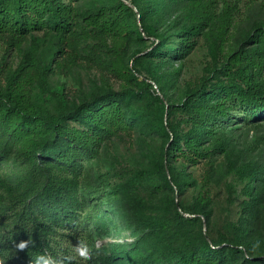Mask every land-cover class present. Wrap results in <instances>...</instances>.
<instances>
[{
  "label": "trees",
  "instance_id": "16d2710c",
  "mask_svg": "<svg viewBox=\"0 0 264 264\" xmlns=\"http://www.w3.org/2000/svg\"><path fill=\"white\" fill-rule=\"evenodd\" d=\"M144 1L131 0V7L124 0H112L88 20L98 24L104 19L98 33L114 36L108 45H118L123 40L120 35L128 30L132 40L129 51L146 34L155 35L153 47L138 56L139 51L127 53L132 59L122 63L119 71L136 78L144 68L148 73L145 78L150 76L158 83L156 89L153 81L145 80L137 92L132 87L121 92L109 87L102 94L68 102L59 90L50 88L49 76L53 63L67 67L64 62L71 56L67 48L74 50L81 37L88 36L87 30L75 36L70 20L76 7L64 0H0V36L10 33L14 42L26 40L31 29L43 26L32 15L41 12L46 13V25L59 38L50 62L27 53L11 74L6 90H0V264H92L86 256L88 247L95 246L94 232L109 233L115 224L113 216L94 210L83 215L86 224L79 222L78 209H85L87 204L80 191L93 192L87 189L93 181L81 175L82 159L96 161L116 132L115 126L123 125L118 116L120 103H129L128 117L145 116V107H134L131 102L138 96H146L158 106L153 115L167 143L154 159L153 168L132 166L135 164L120 168L113 163L112 175L104 181L113 186L106 199H116V212L138 239L112 245L114 251L104 260L114 264H264V242H256L253 236L255 221L264 219L262 163L241 154L229 167L239 179L250 180L244 191L249 196L248 209L231 238L223 236L216 242L205 232L204 223H209L212 215L209 201L182 204L173 192L157 195L162 189L180 190L187 184L182 172L170 164L173 153L189 150L198 157L215 153L230 158L236 147L233 135L224 128L231 129L241 113V120L250 128L264 125V20L256 22V32L247 34L232 52L229 60L233 65L218 63L215 52L210 84L189 88L184 100L168 104L157 73L147 65L140 69L138 64L157 55L183 59L196 45L203 24H189L180 34L183 38L178 47L172 48L166 45L164 32L153 25L151 9L143 5ZM184 1L202 4L205 0ZM134 7L138 8L139 20ZM32 68L38 89L17 88L13 81ZM11 155L13 167L8 173L3 171L2 162ZM114 161H118L116 155ZM118 175L126 177L112 182L111 178ZM160 197L166 198L158 202ZM122 256L126 260H121Z\"/></svg>",
  "mask_w": 264,
  "mask_h": 264
},
{
  "label": "rangeland",
  "instance_id": "374dc122",
  "mask_svg": "<svg viewBox=\"0 0 264 264\" xmlns=\"http://www.w3.org/2000/svg\"><path fill=\"white\" fill-rule=\"evenodd\" d=\"M64 1L76 7L73 12L74 16L70 20L72 28L75 29V36L83 30H87L88 34V36L81 37L77 48L74 50L70 47L67 48L71 52L70 59L64 62L67 67L56 63L52 64L54 71L49 76L50 88L59 90L66 98L65 100H69L68 102L72 99L78 100L83 96L89 98L102 94L109 87L117 92L132 87L134 92H137L145 80L146 82L153 81L155 83L153 87L156 89V84H158L156 80H152L150 76L145 78L148 77V73L143 67L147 65L157 73V78L163 85L166 94V102L168 104L180 103L185 99L187 89L199 87L203 82L210 84L212 79L209 76L215 64V52L218 63L233 65L229 60L232 52L236 50L237 45L243 41L247 34L256 32L254 24L264 20V0H205L202 4L197 1L184 0H145L143 5L151 9L153 25L158 27L159 32H164V38L168 41L166 45L172 48L178 47L179 41L183 38L180 34L189 24H203V27L202 33L198 35L196 45L186 52L183 59L176 61L160 55L155 56L154 59L146 57L141 60L142 64H138L140 69L143 68L142 74L136 73L135 78L126 76L119 71L121 64H126L132 59V55L126 57L127 53L139 51L136 55L138 56L150 50L155 44V35L146 34L145 39L134 44L129 51L132 40H130L131 37L129 38V31L124 30L120 35L123 40L118 45L115 42L113 45H108L111 44L114 36L112 37L110 33L101 36L98 33L101 30L98 27L101 21L95 24L88 18L90 15L98 14L102 7L110 6L112 0ZM124 1L133 7L131 0ZM108 10L109 8L106 9V12ZM134 10L139 20L138 8L134 7ZM32 15L39 19L43 26L38 30L31 29L26 40L20 39L14 42L10 33L0 36V90H6L11 74L18 69L27 53L33 54L37 60L46 62H50L54 57L52 56L55 50L54 44L59 42V38L53 35L55 30L46 25V13L36 12ZM43 15H45L44 18ZM121 53L124 54L119 58ZM61 57L63 58L65 55ZM13 82L17 88L38 89L33 68L27 69L26 72L20 74L17 81ZM161 90L157 88V92L161 93ZM120 95H125V93ZM161 96L163 95L161 94ZM145 97L138 96L131 99L134 107L139 105L145 107L144 117H128L129 103L125 102L126 100L120 103L118 116L121 117L123 125L115 126L116 132L110 136L111 138L105 145L106 149H102L101 155L96 161L82 159L84 166H81V175H86L93 181V186L87 188L93 192L80 191V194L86 197L87 204L85 209H78L81 214L78 218L79 222L82 225L86 224L83 215H88L87 210H94L100 214L106 212V215L113 216L115 224V226L111 225L113 227L109 233L100 235L94 232L95 246L92 244L88 247L89 252L86 256L92 259V264H114L104 260L114 251L112 245L134 243L138 239L127 227L126 220L116 212L113 205L116 199L114 198L113 202L107 201L106 193L110 192L113 186L112 183L106 185L104 181L111 177L115 167L113 163L120 168L130 166V164H135L132 166L155 167L154 159L159 158L163 144L167 143V138L162 132H159L157 118L153 115L158 106L149 102ZM46 102L49 104L48 101ZM131 114L130 109L129 116ZM241 114L242 116L238 114V122L231 124V129L224 128L234 137L236 150L232 152L230 158L224 154L216 155L215 153H210L208 157H198L192 155V151L189 150L177 151L170 157V164L175 166L176 172H182L187 184L183 185L180 190L177 187L174 190L167 188L157 194L163 196L165 192H171L172 195L173 192L176 200L182 204H189L197 199L203 202L209 201V208L212 210L211 220L209 223H204L203 228L209 238L216 242L223 236L233 237L237 230L234 228L235 225L237 227L240 225L241 219L248 209L246 201L249 196H246L244 191L250 180L239 179L238 174L229 168L230 165L236 163L238 157H242L241 154L253 162L257 161L264 165V142H262L264 125L254 129L250 128L241 120L244 116L243 113ZM114 155L118 157V161H114ZM13 157L14 155H11L2 162L3 171L10 173L13 167ZM189 157L195 160L193 161ZM104 175L106 176L104 177ZM125 177L118 175L111 179L112 182H117ZM165 198L160 197L158 202ZM231 198L234 200L231 201ZM248 219L251 220L250 216ZM253 236L256 242H264V219L259 217L255 221ZM142 248L147 250L146 246H142ZM91 251L92 253H90ZM121 260H126V257L122 256Z\"/></svg>",
  "mask_w": 264,
  "mask_h": 264
}]
</instances>
